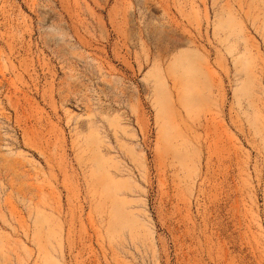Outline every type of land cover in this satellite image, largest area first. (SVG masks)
<instances>
[{
    "label": "rangeland",
    "instance_id": "1",
    "mask_svg": "<svg viewBox=\"0 0 264 264\" xmlns=\"http://www.w3.org/2000/svg\"><path fill=\"white\" fill-rule=\"evenodd\" d=\"M0 264H264V0H0Z\"/></svg>",
    "mask_w": 264,
    "mask_h": 264
},
{
    "label": "bare ground",
    "instance_id": "2",
    "mask_svg": "<svg viewBox=\"0 0 264 264\" xmlns=\"http://www.w3.org/2000/svg\"><path fill=\"white\" fill-rule=\"evenodd\" d=\"M175 64L176 65H182L187 70L186 72L188 74H190L191 76H196L197 72L194 70V65L191 62L190 57H187V56H185L184 58L181 57L179 60L175 61ZM97 161H98V159H97ZM118 215L122 216L120 214H118ZM42 220H44V219L42 218Z\"/></svg>",
    "mask_w": 264,
    "mask_h": 264
}]
</instances>
